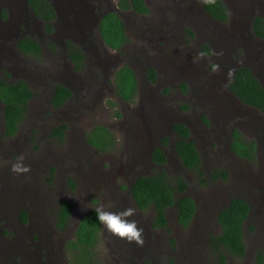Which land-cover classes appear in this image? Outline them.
I'll return each instance as SVG.
<instances>
[{
	"label": "rangeland",
	"instance_id": "1",
	"mask_svg": "<svg viewBox=\"0 0 264 264\" xmlns=\"http://www.w3.org/2000/svg\"><path fill=\"white\" fill-rule=\"evenodd\" d=\"M5 1L10 0H0V3ZM108 1L114 9L119 0ZM145 1L149 11L144 16L132 10L125 13L119 10V15L128 22V41L122 49H110L102 57L99 80L98 77L83 78L85 74L92 76L89 71L96 70L89 59L80 72L73 71L75 78L86 81L85 89L75 94L66 107L55 109L50 102L56 75L70 76L61 46L51 56L46 49L39 57L30 58L28 63L33 67V74H40V81L45 80L43 84L37 81L35 86L32 82L34 90L27 113L12 136L6 134L0 104V260L3 264H29L18 256L24 253L15 250L26 249L25 246L14 240V232L22 228L19 213L26 209L31 213V223L49 226L51 246L60 258L58 263L72 264L67 243L74 238L80 217L97 206L111 212L133 208L135 214L128 219L143 229V245L138 246L113 236L102 225L94 251L103 264H144L146 261L151 264H264V115L239 104L229 91L233 69L244 65L252 67L264 83V41L253 34L251 24L253 16H264L263 3L225 0L230 18L222 24L205 13L201 0ZM4 7H0V13L5 12ZM26 19L23 15L14 21L4 17L0 20V34L23 29ZM204 44L210 47V53L204 51ZM8 46V42L0 39V49ZM48 48L57 50L56 44ZM97 53L98 58L103 55ZM89 55L95 59L93 54ZM146 56L151 57L146 60ZM124 64L130 65L139 79L137 96L131 102L122 101L115 94L114 77ZM150 65L160 73L155 83L145 78L146 66ZM192 77H198L201 83L195 88L204 97L205 106L201 109L190 91ZM182 84L187 86V92L183 91ZM215 112L223 117L232 115L226 128H235L248 142L256 143L254 160L235 157L230 149L217 145L213 139L198 143L197 148L203 147L200 153L207 178V184L202 185L176 155L174 136L166 147L170 163L165 168H146L150 153L158 145L156 137L161 139L157 130H167L171 135L172 119L195 123L199 129L200 113L204 123L208 120L207 131L221 129L224 122L220 118L216 120L213 116L214 123L208 119ZM61 124L66 129L59 139L53 129ZM97 124L112 131L116 139L114 149L99 152L87 142V132ZM21 157L30 171L16 175L10 167ZM216 169L226 170L228 178H210ZM161 171L171 180L177 176L185 178L188 184L184 195L193 197L197 203V214L186 227L177 222L176 209L171 207L167 211V225L154 228V209H139L131 196L130 189L137 177ZM234 187L253 204L244 227L246 253L241 258L210 245V237L221 233L217 215ZM65 199L72 200L75 208L61 232L56 229L55 214ZM38 251V255L32 254L35 264H51L49 249L41 247ZM260 251L261 263L258 262ZM220 252L226 256L224 262Z\"/></svg>",
	"mask_w": 264,
	"mask_h": 264
},
{
	"label": "trees",
	"instance_id": "2",
	"mask_svg": "<svg viewBox=\"0 0 264 264\" xmlns=\"http://www.w3.org/2000/svg\"><path fill=\"white\" fill-rule=\"evenodd\" d=\"M35 14L46 23V30L51 32L53 24L51 20L55 17L54 8L49 0H28ZM264 1V0H263ZM118 8L122 11L135 10L138 13L146 14L149 9L144 0H119ZM205 11L209 16L220 22H227L229 13L223 0H205ZM99 29L101 36L107 46L120 50L128 41L125 26L116 12L109 11L101 18ZM255 34L264 39V19L256 16L253 21ZM19 46L25 53H41L39 43L29 37L23 38ZM204 51L210 53V47L203 45ZM72 60L79 70L83 66V53L79 48L70 46ZM147 78L155 82L156 71L150 66L146 72ZM115 94L123 101H133L138 93V78L133 68L128 64L120 67L114 79ZM183 91H187V86L182 84ZM230 91L244 104L255 108L264 115V87L253 72L245 66L239 67L230 84ZM33 93L23 81L7 84H0V99L5 104L4 119L5 131L7 135H14L18 130V125L27 113L28 103ZM71 96V91L62 84H57L53 91L50 102L54 107L62 106ZM113 105V104H112ZM207 121V120H206ZM66 129L65 124L56 126L53 134L61 139ZM174 130L179 137L175 143V150L182 164L191 171L200 184L206 185L207 178L202 167L201 155L194 142L188 140L189 129L182 123H177ZM87 142L99 152H106L114 149L116 139L112 131L102 125H95L86 134ZM231 150L240 158L252 161L256 154V143L248 142L240 132L233 131V140L230 144ZM151 158L157 164H165L166 155L159 147L152 152ZM212 179H227L228 172L224 169H216L211 172ZM187 181L182 176H177L171 180L165 171L156 172L149 175L139 176L133 182L130 192L136 206L145 210L154 209L153 227H165L168 223L167 211L175 207L177 212V222L182 226H188L196 212V202L193 197L184 195L187 188ZM75 208L72 200L61 201L57 211V228L63 230L71 220ZM250 211L249 204L242 199L233 198L229 204L222 208L217 215L221 226V233L210 237V245L213 249L229 252L236 258H241L246 253L244 241L245 221ZM22 219L26 221V213L22 214ZM102 228L96 220L95 209L86 211L79 219L74 238L68 241L67 249L71 256L72 264H103L97 258L95 246L98 242V235ZM221 261L224 262L226 256L220 252ZM263 261L261 251L258 252V262ZM144 264H151L146 261Z\"/></svg>",
	"mask_w": 264,
	"mask_h": 264
},
{
	"label": "flooded vegetation",
	"instance_id": "3",
	"mask_svg": "<svg viewBox=\"0 0 264 264\" xmlns=\"http://www.w3.org/2000/svg\"><path fill=\"white\" fill-rule=\"evenodd\" d=\"M103 1L105 2V5H101V3ZM201 1H202L201 7L205 11V8H204V1L205 0H201ZM223 1L225 2V0H223ZM259 1H261L263 3V8H264V1L263 0H259ZM49 2L53 6L54 12H55V17L53 18V20H51V22L53 24V30L51 32H48L46 30L45 21H43L41 18H39L35 14L32 7L30 6L28 0H10V1H5L4 3H0V7L5 6L4 7L5 12L0 13V20H2L5 17L9 21H11V20L14 21V20H16V17H18L19 15H23L27 19H29L28 21H27V19L23 21V22H25V23H22L23 29H20V27H19L18 30L9 31V33L7 32L8 35H7V33H4L2 35L0 34V39H2L3 42L9 43V46L7 48L0 49V84L1 83L12 84V83L23 81L31 89V91L34 90L35 83H37V81H40L42 76L40 74L37 75L36 73L33 74V71H32L33 67L31 64L28 63L30 61V58L39 57L40 55H42L44 53V50H46V49L48 50V54L51 56L52 54L58 53L59 50L57 49V47L61 46V47H63V52H64L63 53L64 65L66 67H70V69H68L70 76H66V75L63 76L61 74L60 75L57 74L56 75L57 81H56L55 85H53V83H52V89H51V97H52L53 91L55 89V86L57 84H62L64 86H66L71 91V96L65 101V103L62 106L54 107L52 105L55 109H61L63 107H66L69 104V102L71 101L72 97H74L75 94H77L79 91L85 89L86 81L85 80H79L78 77L75 78L73 71L80 72V70L83 67L87 66V60L88 59H89V64L95 66L96 70L89 71L92 76H88V74H85L83 76V78L98 77L97 80L100 79V74L102 72V66H103L102 57H106L105 55L108 54V51H110V49L112 50L111 47L106 45V43L104 42V40L101 36V33H100L99 24H100V21H101V18L103 17V15H105V13H107L109 11L116 12L124 23L126 35H127V25L126 24H128V22H127L126 18L121 17V15H119L120 9L118 8V3H116L115 6L113 7L114 9H112L111 4L108 0H49ZM145 3H146V1H145ZM225 4H226V7H227V10L229 13V17H228V20H229L230 11H229V7L227 6L226 2H225ZM130 10H132V9H130ZM120 11L122 13H125L128 10H126V11L120 10ZM132 11H134L135 13H138L135 10H132ZM205 13L208 14L206 11H205ZM138 14L144 16L147 13L146 14L138 13ZM256 16H253L252 20H251L252 32L260 41H264V39L258 37L255 34L254 29H253V21H254ZM261 17L264 19V16H261ZM211 19H213L217 22H220V21L214 19L213 17H211ZM130 23H132V22H130ZM220 23L226 24L228 22H224V23L220 22ZM36 32H37V35H36ZM25 37L32 38L39 43L40 48H41V53L39 55L35 56L34 54L25 53L21 50L19 43ZM52 42H54V43H52ZM54 44H56L57 50L51 51L50 48H48V46H52ZM71 45L75 46L76 48H79L82 51L83 56H84L83 57V65H82L83 67L80 68L79 71L76 68V63L72 60V57H71L72 56V52L70 49ZM97 52H100L103 55H101L98 58L99 53H97ZM7 53H8V55H7ZM120 53H122V51ZM89 54H93L95 59L93 60L92 58H90ZM150 57L151 56H146V60L149 59ZM25 58H28L29 60L25 59ZM30 63H31V61H30ZM150 66H152V65H150ZM150 66H146L145 78L150 83H155V82H157L160 73H158L157 69L154 66H152L156 71V80H155V82L150 81L146 75L147 69ZM244 66L248 67L246 65H244ZM238 68L233 69L232 78H233V76H234V74ZM248 68L259 79L262 86L264 87L263 81L261 80L259 75L254 71V69L252 67H248ZM35 69H36V67H35ZM60 70L61 69H59L58 71H60ZM61 72H62V70H61ZM108 74H109V72H107V75ZM135 74H136V72H135ZM136 76L138 78L137 74H136ZM114 79H115V77H114ZM44 80H45V78L40 82L43 84ZM52 80H53V78H52ZM107 81L109 82L108 76H107ZM32 82L34 83L33 87H32ZM190 84H191L190 91L193 93V96L195 97L196 102L199 104V107L201 109L203 107V105L205 106V104L202 102V100H204V97L199 92H197V90H195V88L197 86H200V84H201L198 81V77H192L190 79ZM188 86H189V84H188ZM138 89H139V82H138ZM229 91H230V89H229ZM32 93H33V91H32ZM230 93L232 95H234L231 91H230ZM126 102H131V101H126ZM0 104L2 105V113H3V118H4L5 104L1 99H0ZM220 114H218V112H215V114L211 115L210 118L208 116V119L213 120V121H211V123H214V120H215L214 117L216 118V120H217V118L218 119L220 118V120L222 122H224L221 129H213L212 128V129H209L210 131L206 130V127H207L206 124L208 123V120L207 121L205 120V123H204V118H203L201 113L197 118L198 121L201 123L199 129L196 128V126H198V125H195V123L190 124L185 120L183 122L175 121V119L170 120V126L171 125L173 126L172 127L173 130H172L171 135L167 134V130L165 132L162 129L157 130V135L161 134V139H159V138L157 139V137H156L158 145L155 147V148L159 147L163 150V152L166 155V162H165V164H157V163L153 162V160L151 158V155H152L151 154L148 163L145 164V166L148 165V166H146V168L147 169L152 168V167L158 168V169L163 168V167L165 168V166L168 163H170L169 155H167V153H166V147H168L170 139L172 137L175 136L176 140L179 138L177 136V132L174 130V126L177 123H182L189 129L190 137L188 140L193 141L191 137H193V136L197 137V139H195V141H193L196 147H197L198 143L201 144V143H204V141H208V139H210V140L213 139V140H215L214 142L217 145L223 144V146L225 148H227L228 150L230 149V151L233 153V155L235 157L242 159V158L238 157L230 148V144L233 140V131L235 128L234 129L232 127L226 128L225 125L228 122V120L232 119V115H230V116L227 115V116L223 117V116H219ZM247 123H248V121L246 122V125H247ZM4 126H5V119H4ZM225 133H228V134L225 135ZM175 143H176V141L174 142V144ZM155 148H153V150ZM197 149L200 153V151L203 150V147L200 145V148H197ZM257 149H258V147L256 146V150ZM175 153H176V150H175ZM176 155H177V153H176ZM200 155H201V153H200ZM242 160H246V159H242ZM142 174H146V173H142ZM253 188H254V186H253ZM233 189H235V190L231 191L230 195L226 198L228 203L226 202L227 204L225 203L226 205L224 204L223 206L226 207L233 198H239V199L245 200L250 206V211H249V214H248L247 219H246V221H247L248 218L252 214V205H253L252 201L245 194H238L237 193L238 189H236V187H234ZM186 190H187V188H186ZM186 190H185V192H186ZM183 196H184V194H183ZM23 213H26L27 219H26V221H24V220L22 221L19 218L21 220L22 228L20 229V232H17V231L14 232V240H16L19 245L25 246L26 249H22V248L15 249L16 251L24 253L22 255H18L16 253L15 254L18 256H21L25 262H28L29 264H35V258L33 257L32 254H33V252H36L38 255L39 254L38 250L41 249V247H42L43 249H49L48 259L51 261V264H59L58 262L60 261V258L58 257L57 252L54 250V248L51 246V243H50L51 238L49 239V232L51 230L49 229V226L41 225V224L40 225H38V224L34 225L33 223H31L30 211L26 209L23 212H20L19 215L22 216ZM196 214H197V203H196V212H195L191 221H193ZM56 218H57V214H55L56 229L58 231L62 232L63 230L57 228ZM167 218H168V214H167ZM176 219H177V217H176ZM217 221H218V219H217ZM246 221H245V223H246ZM184 227H186V226H184ZM0 264H3L1 260H0Z\"/></svg>",
	"mask_w": 264,
	"mask_h": 264
},
{
	"label": "clouds",
	"instance_id": "4",
	"mask_svg": "<svg viewBox=\"0 0 264 264\" xmlns=\"http://www.w3.org/2000/svg\"><path fill=\"white\" fill-rule=\"evenodd\" d=\"M10 171L16 175H22L29 172L30 168L23 163V157H21L12 163ZM95 213L96 220L107 232L128 243L143 245V229L138 227L136 221L128 219L135 214V209L126 208L120 212H111L97 206Z\"/></svg>",
	"mask_w": 264,
	"mask_h": 264
},
{
	"label": "water",
	"instance_id": "5",
	"mask_svg": "<svg viewBox=\"0 0 264 264\" xmlns=\"http://www.w3.org/2000/svg\"><path fill=\"white\" fill-rule=\"evenodd\" d=\"M249 67V66H248ZM232 95V94H231ZM238 102H239V104H241V105H243L242 104V102L237 98V97H235L234 95H232ZM152 154V152L150 153V155Z\"/></svg>",
	"mask_w": 264,
	"mask_h": 264
}]
</instances>
